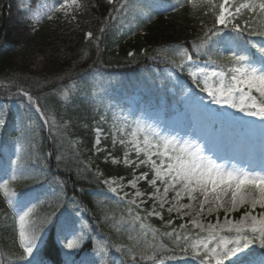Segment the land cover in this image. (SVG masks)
<instances>
[{
	"label": "snow or ice",
	"instance_id": "6c2138e0",
	"mask_svg": "<svg viewBox=\"0 0 264 264\" xmlns=\"http://www.w3.org/2000/svg\"><path fill=\"white\" fill-rule=\"evenodd\" d=\"M107 4L111 5V10L105 26L99 30L101 33L109 20H118L135 7L134 0H107ZM186 5L194 8L200 5L202 15L211 17L210 22L200 19V34L187 42V46L179 42L174 47L157 49L150 58L170 66L168 77L182 88L184 104L222 113L231 118L228 126L242 133L258 128L264 136V30H257V26L264 24V0H175L168 8L155 7L175 12ZM68 6L85 10L87 7L78 5V0H63L59 10L67 12ZM50 11L55 13L56 9ZM71 18L75 20L76 16ZM151 19V14L145 17L146 22ZM85 37L91 39L94 34L88 31ZM95 40L99 47L100 38L97 36ZM127 55L135 62L134 52ZM179 74L187 75L190 86L181 84L177 79ZM11 95L21 97L26 119H31L29 114L33 109L40 117H45L41 105L29 91L18 88ZM205 99L210 104H205ZM212 104L225 107L213 110ZM0 109H6V105H0ZM100 121H104L103 116ZM43 123L47 124L48 120L43 119ZM133 123L131 139L117 140L113 136L111 140L113 148L118 144L123 149L122 158L114 157L107 145L101 146L102 140L108 139L101 127L94 129L93 144L95 153H107L105 162L110 160L114 165L122 164L130 169V178L126 182L123 176L119 180L102 179L101 172L88 170L104 186L101 195L129 205L133 219L142 220L141 212L159 218L168 230L153 229V238L158 233L161 238L172 241L174 247L165 248L163 244L154 243L149 247L150 255L135 250L129 255V247L121 245L116 248L120 259L112 264H173L189 257L199 264H264V254L260 257L254 254L256 246L264 250V140L258 154L252 150L244 155L229 154V147L224 143L212 147L191 128L146 125L140 120ZM5 124L6 112L0 110V128ZM117 131L122 136L128 135L123 129ZM31 148L32 164L22 162L17 154L9 178L0 182V191L7 197L18 225V243L22 251L15 257L16 264H46L38 258L45 232L54 227L59 235L68 228L73 214L83 226L81 214L88 212L76 195H66L65 181L59 177L50 179L45 160L35 150L36 144ZM52 155V152L45 153L46 157ZM55 158L59 167L61 156ZM17 173H27L23 178L34 184L55 182L58 191L49 200L30 188L19 192L10 189V181L17 180ZM82 179L87 180V177ZM142 182L149 191L140 190ZM79 191L84 193L85 189ZM149 202L150 207H145ZM45 205L48 210L44 218H33L37 208ZM131 206L138 211L133 212ZM234 213L239 214L238 219L233 217ZM213 215L215 222L208 219ZM108 219L105 215V221ZM177 220L181 222L176 223ZM113 222H116L114 218ZM87 238L90 237L81 230L63 246L77 250ZM111 249L110 241L99 246L98 253L103 255L98 264H109L107 256ZM0 264H13V257H0ZM65 264H73L70 254Z\"/></svg>",
	"mask_w": 264,
	"mask_h": 264
},
{
	"label": "trees",
	"instance_id": "16d2710c",
	"mask_svg": "<svg viewBox=\"0 0 264 264\" xmlns=\"http://www.w3.org/2000/svg\"><path fill=\"white\" fill-rule=\"evenodd\" d=\"M17 3L18 0H0V105H6V109H0L6 112V124L0 128V154L4 148L26 147L32 151V144H36L35 150L43 159L45 153L52 152L51 157H46L50 179L60 177L65 181L66 195H76L88 208V212L81 214L83 226L73 214L68 228L59 235L56 228L50 227L47 239L51 241L40 249L39 256H54L55 262L50 260L46 264H65L69 254L73 264H83L87 258L85 256H90V264H98L103 255L98 253L99 246L110 241L112 249L107 258L112 264L120 259L121 254L116 252V248L121 245L129 247V255L132 254L131 250L151 254L149 247L154 243L163 244L165 248L174 247L172 241L161 238L158 233L155 239L153 231L144 234L142 224L139 221L133 223L129 206L101 195L105 191L103 185L88 170L99 171L102 177H129L130 172L122 164L114 165L110 160L105 162L103 153L93 154V128L98 125L105 106L99 108L92 99L89 76L95 69L108 82L104 101L109 97L112 100L119 98L125 106L124 99L137 89L145 100H164L169 110L178 101V96L167 92L169 78L165 74L170 66L150 57L156 54L157 49L174 47L179 42H185L187 46V42L200 34V19L207 23L211 17L202 15L200 5L195 8L186 5L173 12L160 11L155 6L168 8L175 0H134L135 7L118 20H109L104 33H101L99 30L105 26L111 5L107 4V0H81L79 5L87 6L86 10L75 8L71 14L59 16L34 30L26 23ZM149 14L152 19L146 22L145 17ZM72 15L76 16L75 20H72ZM18 26L24 32L16 30ZM257 30H264V24L257 26ZM88 31L93 32V38L86 39ZM97 36L100 38L99 47L95 40ZM130 51L135 53V62L127 55ZM168 54L171 55V52ZM80 79L83 86L67 103H63L58 97L60 91ZM18 88L34 96L45 112L50 128L61 129L68 123L67 135L47 132L46 125L34 109L29 114L31 119H26L21 97L11 95ZM96 93L93 91L94 95ZM54 129L58 131V128ZM69 137L79 140L78 149L84 150L82 156L75 153L73 145L66 141ZM56 155L61 156L59 167L52 163ZM85 156L90 158L84 159ZM82 177H87V180ZM39 184L46 188L44 198H51L56 192L53 190L55 182ZM33 185L37 184L23 178L10 184L9 188L22 191ZM81 188L85 189L84 193H80ZM45 207L40 206L38 210L44 211ZM9 209L7 197L0 191V257H13V264H16L15 257L22 249L19 247L18 233L10 223ZM105 215L109 218L107 221ZM113 218L116 222H113ZM154 224L161 231V222L154 220ZM71 230L73 234L68 235ZM81 230L90 238L85 239L77 250L66 249L63 246L66 240ZM254 254L260 257L264 250L256 246ZM196 261L189 257L173 264L199 263Z\"/></svg>",
	"mask_w": 264,
	"mask_h": 264
},
{
	"label": "rangeland",
	"instance_id": "374dc122",
	"mask_svg": "<svg viewBox=\"0 0 264 264\" xmlns=\"http://www.w3.org/2000/svg\"><path fill=\"white\" fill-rule=\"evenodd\" d=\"M32 0H25L26 4L28 5ZM37 11L35 15L37 17H41L49 12L52 9L59 10V6L55 5V2L52 0H37ZM73 6H68L67 12L61 11L63 13H68ZM16 30H22L20 26L16 28ZM22 32H24L22 30ZM21 32V33H22ZM20 33V34H21ZM74 88L73 86L71 89ZM65 95V94H64ZM64 100L67 99L65 96L63 98ZM213 110L216 108H222L225 107L223 105H210ZM135 108H132V111ZM231 111H236L234 109H231ZM143 114V113H142ZM121 114L114 113L113 116L110 118H107V129L108 133H110L115 138L121 139H131V132L133 131V126L130 131H125L127 129L126 121H122ZM143 118L148 120L151 118L150 114H144ZM161 118V115L157 118L159 121ZM230 117L225 116L222 113H217L215 111H204L198 108L195 104L189 106L185 104L184 111L180 114V118L175 121L173 120L171 123L166 125H158L160 127L167 126L169 128H191L193 129L198 135H200L203 139L207 140L209 142V145L212 147H215L218 143H224L225 146L229 147V154H238V155H244L248 151L252 150L255 151L257 154L259 153L261 149V143L262 140H264V136H262L261 131L257 128L254 130H248L246 133L240 132V130L234 126H228L227 122L230 120ZM173 123H177L176 125H172ZM150 124L155 126L157 123H154L153 120H150ZM216 127V131L214 130ZM117 129H123L124 132H127V136H122L120 131H117ZM105 134V133H104ZM114 179V178H109ZM119 180V179H117ZM127 181V180H126ZM125 181V182H126ZM115 186V185H113ZM140 190L143 192L144 190L140 187ZM125 191H131L130 189H125ZM122 195V194H121ZM131 199V197H129ZM151 202L147 205V207H150ZM146 206V205H145ZM234 218L238 219L239 217H235L234 214H232ZM221 220H223V213L220 214ZM208 219H211L212 222H215V216H211ZM207 222V221H205Z\"/></svg>",
	"mask_w": 264,
	"mask_h": 264
}]
</instances>
